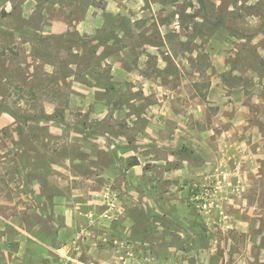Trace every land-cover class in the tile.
<instances>
[{
  "label": "rangeland",
  "instance_id": "374dc122",
  "mask_svg": "<svg viewBox=\"0 0 264 264\" xmlns=\"http://www.w3.org/2000/svg\"><path fill=\"white\" fill-rule=\"evenodd\" d=\"M0 264H264V0H0Z\"/></svg>",
  "mask_w": 264,
  "mask_h": 264
},
{
  "label": "trees",
  "instance_id": "16d2710c",
  "mask_svg": "<svg viewBox=\"0 0 264 264\" xmlns=\"http://www.w3.org/2000/svg\"><path fill=\"white\" fill-rule=\"evenodd\" d=\"M201 2V1H200Z\"/></svg>",
  "mask_w": 264,
  "mask_h": 264
}]
</instances>
